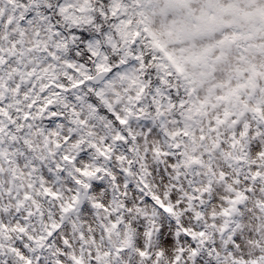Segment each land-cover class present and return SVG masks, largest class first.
Wrapping results in <instances>:
<instances>
[{
	"label": "snow or ice",
	"instance_id": "1",
	"mask_svg": "<svg viewBox=\"0 0 264 264\" xmlns=\"http://www.w3.org/2000/svg\"><path fill=\"white\" fill-rule=\"evenodd\" d=\"M0 264H264V0H0Z\"/></svg>",
	"mask_w": 264,
	"mask_h": 264
}]
</instances>
